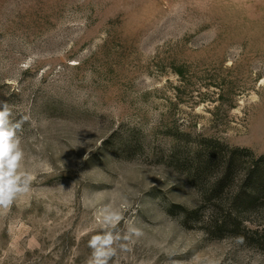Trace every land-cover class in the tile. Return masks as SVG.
<instances>
[{"label": "rangeland", "instance_id": "1", "mask_svg": "<svg viewBox=\"0 0 264 264\" xmlns=\"http://www.w3.org/2000/svg\"><path fill=\"white\" fill-rule=\"evenodd\" d=\"M0 102L32 176L0 264H264L262 195H237L264 156V0H0Z\"/></svg>", "mask_w": 264, "mask_h": 264}, {"label": "clouds", "instance_id": "2", "mask_svg": "<svg viewBox=\"0 0 264 264\" xmlns=\"http://www.w3.org/2000/svg\"><path fill=\"white\" fill-rule=\"evenodd\" d=\"M10 115L8 105L0 102V209L3 210H7L19 194L29 190L32 180L30 174L17 171L23 153L15 131L19 125L10 121ZM104 255V252L96 251L94 253L96 259L90 264H106L100 259Z\"/></svg>", "mask_w": 264, "mask_h": 264}, {"label": "trees", "instance_id": "3", "mask_svg": "<svg viewBox=\"0 0 264 264\" xmlns=\"http://www.w3.org/2000/svg\"><path fill=\"white\" fill-rule=\"evenodd\" d=\"M211 146L206 147V150H208V156H210V159L212 160L214 156V153H209L211 152L210 149ZM213 150V148H212ZM248 150L244 149H235L232 151L230 157H228V161L224 164V174L220 176L219 178L216 179L214 182V186H212L211 189V196L214 202L216 203H221L222 199V193L223 191L230 185V183L233 181V161H235V155L240 153V152H247ZM213 152V151H212ZM250 152V151H249ZM210 154V155H209ZM250 173L249 175H246L245 179L243 180V183H241L240 186V191L237 193L239 196L242 192L241 189L245 190H251L250 191V197L249 199L247 198L243 204H246V208L251 210L254 208L253 206L257 203V196L253 198L251 196L252 194L254 195H262L260 196L259 200L264 202V156H259V157H253V161L250 164ZM239 197H236L238 199ZM216 213H215V219L216 222L221 221L222 225H225L226 220L231 218L232 214L231 212L225 211L223 209H219L218 207H215ZM219 212V213H218Z\"/></svg>", "mask_w": 264, "mask_h": 264}]
</instances>
